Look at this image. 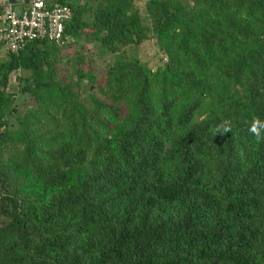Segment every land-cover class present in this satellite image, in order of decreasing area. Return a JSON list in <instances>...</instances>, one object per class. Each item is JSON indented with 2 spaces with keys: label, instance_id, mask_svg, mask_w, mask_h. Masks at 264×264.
<instances>
[{
  "label": "trees",
  "instance_id": "1",
  "mask_svg": "<svg viewBox=\"0 0 264 264\" xmlns=\"http://www.w3.org/2000/svg\"><path fill=\"white\" fill-rule=\"evenodd\" d=\"M56 1L0 52V264H264V0Z\"/></svg>",
  "mask_w": 264,
  "mask_h": 264
},
{
  "label": "built area",
  "instance_id": "2",
  "mask_svg": "<svg viewBox=\"0 0 264 264\" xmlns=\"http://www.w3.org/2000/svg\"><path fill=\"white\" fill-rule=\"evenodd\" d=\"M0 44L17 51L28 41L47 38L60 41L69 7L56 0H0Z\"/></svg>",
  "mask_w": 264,
  "mask_h": 264
},
{
  "label": "rangeland",
  "instance_id": "3",
  "mask_svg": "<svg viewBox=\"0 0 264 264\" xmlns=\"http://www.w3.org/2000/svg\"><path fill=\"white\" fill-rule=\"evenodd\" d=\"M143 0H133V4L136 5L140 12L143 14ZM80 41V40H79ZM81 43V42H78ZM96 41L91 40V41H87L86 43H84L83 47L88 46L89 48L94 54L93 57L96 60V63L98 66H101L103 64V62L105 61L103 59L106 58V55H102V56H97L95 55L96 51V46H95ZM152 40L151 39H145L142 40L140 43L136 44V46L134 47V49L132 50H128L127 54H132L134 53L136 56H138L139 59H141L142 61H145L146 65L149 66L150 68H154L156 64H158L160 61L165 60L164 58V53H162L160 50H156V48L154 47V45L152 44ZM83 47H81L80 45H76L73 47L74 51H80ZM84 49V48H83ZM86 49V50H88ZM3 50V47L0 45V52ZM65 50H70V48L68 46H64V48L61 49V51H65ZM132 52V53H129ZM1 56V54H0ZM15 72V71H14ZM14 72H11L10 74V79L12 81V78L14 76Z\"/></svg>",
  "mask_w": 264,
  "mask_h": 264
},
{
  "label": "clouds",
  "instance_id": "4",
  "mask_svg": "<svg viewBox=\"0 0 264 264\" xmlns=\"http://www.w3.org/2000/svg\"><path fill=\"white\" fill-rule=\"evenodd\" d=\"M231 126L229 121L222 122L221 125H219L215 132L224 134L231 132ZM249 132L256 138V140L259 142L261 140H264V121L260 120L259 118L253 117L251 125L249 127Z\"/></svg>",
  "mask_w": 264,
  "mask_h": 264
}]
</instances>
